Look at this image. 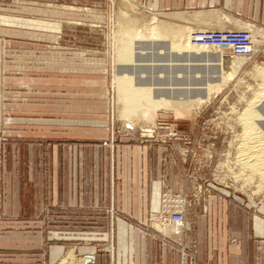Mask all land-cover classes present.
Wrapping results in <instances>:
<instances>
[{
  "label": "rangeland",
  "instance_id": "obj_1",
  "mask_svg": "<svg viewBox=\"0 0 264 264\" xmlns=\"http://www.w3.org/2000/svg\"><path fill=\"white\" fill-rule=\"evenodd\" d=\"M127 7L135 12V16H154L163 20L172 15L187 17L186 21L166 23L178 29L187 28L188 36L195 31L220 32L222 28H233L226 23L250 27L233 17L234 20H221L223 14L217 11L220 18H197L196 21L190 17L199 13L192 10H221L219 5L184 4L178 11L159 12L128 0H0V264H30V261L40 259L39 255L48 261L51 246L65 248L54 264H59L70 253V264H83L85 255L78 249L74 251V246L84 245L85 248H94L96 264L111 263L114 254L111 231L115 218L112 210L106 212L103 236H87L85 240L43 237L45 247L42 250L46 254L42 250L39 254L36 253L39 251L38 238L32 235L29 206L21 212V206L13 204L15 180L20 184L18 178L28 156L30 134L36 130L65 129V118L84 115L101 120L98 128L105 133L101 139L103 145L161 146L177 159L178 166L185 171L182 181L186 188L184 191L164 189L158 210L133 226L156 243L180 252L187 264H197L199 247L208 243L209 237L196 238L193 235V227L195 221L208 212L211 202L217 218L222 206H228L231 215L244 212L249 222L258 218L264 223V185L238 164L235 155L237 144L253 142V139H242L244 129L238 118L254 100L252 110L257 117L253 118V124L260 125L258 130L264 138V80L254 73L255 67H264V39L253 55L245 57L243 66L232 78L219 88L215 87L209 95L198 89L202 87L200 84L205 79L225 76L229 72L228 65L221 69L217 59L199 62L201 66L193 67L192 71L202 77L187 78L185 67H163L168 64L164 61L175 54L172 56L161 51L162 46L166 47L167 38L157 37L156 46L144 45V56L140 57L143 62H139L143 69L140 68L138 77L144 84H159L155 87L161 86L158 92L167 97L168 103L146 102L142 110L145 109L147 115L143 118L138 113L131 118L122 114L113 84L120 68H131L118 66L121 63L117 61L119 49L132 43L133 39L117 31L118 13ZM251 27L264 32V27ZM141 40L151 41L148 36ZM180 54L175 59L185 56ZM223 54L227 60L232 57L230 51ZM173 79L174 84L168 87ZM187 85L192 92L183 90ZM162 86L176 90L174 93L162 92ZM188 96L193 99L208 96V100L198 106L188 100ZM36 120H42L44 124L36 125ZM177 196L183 203L180 211L184 216V227L179 233L162 234L153 221L167 216L165 203L171 204ZM6 201L11 204H5ZM168 208L173 210L174 206ZM21 228L27 230V235L20 234ZM254 250L255 257L264 262V239L256 240ZM205 264H215V261Z\"/></svg>",
  "mask_w": 264,
  "mask_h": 264
},
{
  "label": "crops",
  "instance_id": "obj_2",
  "mask_svg": "<svg viewBox=\"0 0 264 264\" xmlns=\"http://www.w3.org/2000/svg\"><path fill=\"white\" fill-rule=\"evenodd\" d=\"M128 1L159 12L178 11L184 4L219 5L221 10L192 11H217L243 25L264 27V0ZM100 121L85 115L65 118L61 122L65 129L36 130L30 134L26 163L20 168V184L15 180L13 204L20 205L21 212L29 206L32 235L38 238L36 253L45 247L43 237L85 240L87 236H103L106 212L112 210L114 254L110 264H187L180 252L156 243L133 226L158 210L164 189L184 191L185 171L161 146L103 145L105 133L98 128ZM34 123L44 124L42 120ZM213 206L211 202L208 212L193 227L196 238L209 237L208 243L199 247L196 263L214 260L215 264H264L254 250L256 240L264 239V223L258 218L249 222L244 212L231 215L228 206H222L217 218ZM26 233L20 229L22 236ZM75 249L85 255L83 264H96L93 247L74 246ZM64 250L51 246L48 261L39 255L40 259L29 263L54 264Z\"/></svg>",
  "mask_w": 264,
  "mask_h": 264
},
{
  "label": "bare ground",
  "instance_id": "obj_3",
  "mask_svg": "<svg viewBox=\"0 0 264 264\" xmlns=\"http://www.w3.org/2000/svg\"><path fill=\"white\" fill-rule=\"evenodd\" d=\"M134 13H135L134 11L132 12L131 9L127 7V8L120 9L118 16H117L118 33H120L124 37H131L133 39H132V43H128L127 45L125 44L124 47L119 49V55H118L119 59H117V61L119 60V62L121 63V65H118V66H130L131 68H128V67L120 68L121 71L119 73L115 71L117 74L115 75L114 77L115 79L113 81V84L116 89V96H117L118 104H120L122 107V112H123L122 114L127 117H131V118L132 117L134 118V116L136 114L138 115V113L142 114L143 118L145 117V115H147V113L144 111L145 109L142 110V107L146 106L144 104L146 102L156 103V102L165 101V103H168V101H166L167 97L164 96L163 93H161L162 94L161 95L158 92V90L161 89L160 88L161 86L155 87V86H159V84L157 85L156 83L154 84L153 82H151L150 84L148 83L144 84L142 81H140L138 77V75L140 74L139 73L140 68L143 69L142 68L143 66L139 62H141L142 60V58L140 59V57L144 56V54L142 55V52H144V49H145L144 47L146 46V44H148L149 46L150 44L151 45L153 44V46H156L154 44L158 41V39H156L157 37L167 38L166 41L164 42L165 43L164 45L166 47L162 46L163 48L161 47L160 50L162 49L164 51H167L168 54H171V55L173 53L175 54V56L177 55V57H179L178 55H181L180 53L185 55L183 58H180V59H175L176 57L174 56V57L169 58L168 60H165L164 62H168V64H164L163 67L165 66L169 69L174 66L177 67L179 65L182 67H185L187 68V71H188L187 78L199 79L202 77L201 74H198L197 72L192 71L193 67L201 66V63L199 64V62L208 63L212 59H217L220 62L221 69L224 68L225 65H228L227 69L229 70V72L225 74V76H221L218 79H210V80L203 79L204 81L200 84L202 87L198 89L205 91L206 94H209L211 91L215 89V87L219 88L220 86L224 84V82L230 80L233 74L243 66V60L246 59L245 58L246 56H241V55L235 56L234 46L231 45V43L229 42L227 38L223 37L224 34H227V33L246 34L247 35L246 39L248 42L246 49L250 50L252 55L255 49L257 50L258 45L261 43V39H264V32L262 31L256 30L255 28L251 26L241 27V26H237L234 24H230V23L229 24L226 23L225 25H232L231 27L233 28H222L223 31H220V32L195 31V32H192L188 36L186 34L187 28L178 29L166 23V21H174V22L186 21L185 18L187 17H183L181 15H172L171 17H168L167 20H163V18L161 17L159 18L154 17V16L153 17H143L140 15L135 16L136 14ZM204 14L199 12L197 14H192L190 17L196 21H197V18L198 19L201 18L203 20L216 19L217 17L220 18L218 16V13L213 12V11H206L204 12ZM202 16H205V17H202ZM220 19L230 21V19L224 15H222ZM222 29H218V30H222ZM214 34H217V35L219 34L220 36H222V38L220 40L214 39L212 36ZM145 36L149 37V40H151L150 43H147L141 40V38ZM227 51H230L232 54V57H230L229 60H227L226 56H224L223 54L224 52H227ZM159 55L160 54H158V56ZM154 56L152 58H154ZM157 59H160V58L158 57ZM201 59L202 61H199ZM161 61L163 60L161 59ZM161 63L162 62H160V64ZM154 68L152 67V69ZM254 73L257 77L264 80V67H255ZM156 77L160 78V76L158 77L157 75ZM157 78L154 79L153 77L154 80H157ZM173 81L174 79L171 81V84L169 83L168 87L169 86L171 87V85L174 84ZM162 85H165V84H162ZM176 85L177 84L174 85L175 88H176ZM187 87L184 88L183 90H185V92L187 93L192 92L193 89L191 87H188V88ZM175 88L168 89V88H163L162 86V92H165V91L173 92L174 90L177 89ZM198 89L196 88V90ZM180 90L182 91V89ZM154 91L155 92L157 91L159 94L155 95ZM203 95L205 94L203 93ZM207 97H205V99L203 97H199V98L195 97L197 99L195 98L193 99V97L188 96V100L192 101L193 103L195 102V104L197 103L199 106L200 104H203L204 102L206 103L205 100H208ZM255 99L257 98L255 97ZM252 102H255V100ZM252 102L249 104V106L248 105L246 106L247 108L243 111V113L240 116V119L238 118V120L241 122L242 128L244 129L243 134H242V139L245 138V139H248V141H251L253 139V142L252 141L244 142L241 140L242 142L240 144H237V148L235 147L236 148L235 155H237L238 159L236 161L238 162V164H240L244 168L245 171H248V173L251 176L256 177V179L259 180V184H262L263 186L264 185V138L260 136V131L258 130L260 129V127H258L259 124H255V125L253 124L254 122L253 118H256L257 114L254 112V110H252ZM171 204L175 206L176 209L181 213L182 220L180 222H175V221H172L170 218H162V219H157L153 221V224L155 225V227L158 226L162 234L163 233L168 234L171 232L179 233L182 231L184 224H185L184 216L182 212L180 211V207L183 204L182 199L177 196L171 202ZM171 204L169 202L165 203L164 209L167 210L168 209L167 207ZM71 255H72L71 253L67 254L66 257L63 258L59 264H70L69 262L72 259Z\"/></svg>",
  "mask_w": 264,
  "mask_h": 264
},
{
  "label": "built area",
  "instance_id": "obj_4",
  "mask_svg": "<svg viewBox=\"0 0 264 264\" xmlns=\"http://www.w3.org/2000/svg\"><path fill=\"white\" fill-rule=\"evenodd\" d=\"M212 36H213L214 39H219L220 40L222 38V36H220L219 34L218 35L214 34ZM223 37L227 38L229 40V42L231 43V45L234 46V54H235V56H240L241 55V56L250 57L252 55L251 51L246 49V46L248 45V42H247V39H246L247 38L246 34H244V33H227V34H224ZM164 210L166 212H168L167 216L164 217V218H170L172 221H175V222H180L182 220V215L176 209L175 206H174L173 210H171L169 208L167 210L166 209H164Z\"/></svg>",
  "mask_w": 264,
  "mask_h": 264
}]
</instances>
